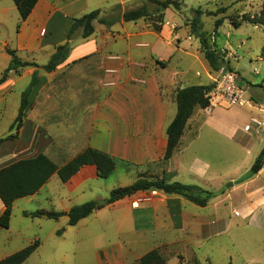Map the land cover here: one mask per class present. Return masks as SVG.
Returning <instances> with one entry per match:
<instances>
[{"label":"crops","instance_id":"0c3cea01","mask_svg":"<svg viewBox=\"0 0 264 264\" xmlns=\"http://www.w3.org/2000/svg\"><path fill=\"white\" fill-rule=\"evenodd\" d=\"M126 5L120 0H39L18 28L20 17L14 1L0 0V77L11 61L7 49L15 51L21 61L37 65L11 71L0 84V115L7 109L8 94L18 91L15 106L18 113L24 87L35 74L41 80L34 106L16 139L33 154L27 158L45 154L63 166L91 147L116 160L111 177L135 173L137 179L140 176L162 178L169 169L163 164V158L167 128L177 113L176 91L192 85H209L219 73L213 77L201 50L192 47L191 41L181 33L173 32L170 25H180V19L173 13L152 17L148 23L146 19L136 22L120 19L106 26L95 20L94 32L88 38L83 37L81 27L70 34L72 19L98 9L100 17H110L117 6L121 11L119 8L115 16L122 17L130 10ZM64 44L69 46L68 57L54 71H47L45 67L56 48ZM179 53L183 58H193L201 66L200 71L208 73L209 76L204 75L205 81L196 75L198 79L193 80L189 70L180 69ZM194 116L187 123L170 166ZM238 131H232V139ZM96 173L95 166H85L69 182L62 183L63 195L58 197L63 201L58 208L61 210L52 211L67 213L75 205L102 199L93 188L97 180H102ZM49 182L37 194L26 198L36 200ZM48 199L53 205L55 198ZM185 200L178 195L145 191L114 204L101 205L89 217H97L105 210L118 212L115 229L118 240L97 251L95 263L140 264V259L155 249L168 259L164 254L166 233L181 229V223L185 225ZM3 210L0 201V215Z\"/></svg>","mask_w":264,"mask_h":264},{"label":"rangeland","instance_id":"374dc122","mask_svg":"<svg viewBox=\"0 0 264 264\" xmlns=\"http://www.w3.org/2000/svg\"><path fill=\"white\" fill-rule=\"evenodd\" d=\"M120 1L127 3L130 10L143 5L151 12L157 9V5L146 0ZM263 3L264 0H184L179 12L169 8L150 17H161L165 13L176 15L180 25L171 24L173 32L181 33L191 41L192 47H198L202 53L201 44L192 37L190 29L194 10H202L204 31L210 44L223 54L224 70L237 73L248 99L243 106L230 107L211 96L209 112L196 110L174 164L170 166L169 161L163 163L169 168L164 174L170 175L171 182L198 185L217 194L206 208L185 200V225L181 223V229L166 233L168 239L164 254L168 257L165 259L167 264H264V169L242 181L264 147V60L261 58L264 27L245 23L235 28L228 19V16L244 13L257 15ZM119 8H114L108 16L117 15ZM220 8H227V11L218 16L210 14ZM150 18L145 22L148 23ZM218 18H224V23L214 39L211 35ZM181 56L180 69L183 72L189 70L193 80L198 79L196 76H202L203 80L204 75L209 76L207 72L200 71L201 66L193 58H183L181 53L177 55ZM195 60L200 62L197 57ZM207 69L213 77L222 71ZM196 70L201 73H195ZM17 92L8 94L7 109L0 115V139L15 133L10 131V126L17 116ZM234 129L249 135L250 148L246 149L232 139ZM31 155L17 140L6 142L0 148V169ZM195 159L198 161L194 162ZM136 180L135 173L97 180L93 188L102 199L93 201L100 203L103 198L108 199L111 191L119 188L120 184L128 186ZM62 195V182L55 175L36 200L23 198L14 203L10 228L0 229V260L38 239L40 247L24 264H96L95 253L117 242L115 229L119 213L116 211L105 210L76 227L68 225L66 215L59 220L24 216V212L40 209L61 210L58 208L63 201L58 197ZM50 196L55 198L53 205L48 199ZM150 236L153 242L152 234ZM157 237L155 234V239ZM172 242L176 244L171 245Z\"/></svg>","mask_w":264,"mask_h":264},{"label":"trees","instance_id":"16d2710c","mask_svg":"<svg viewBox=\"0 0 264 264\" xmlns=\"http://www.w3.org/2000/svg\"><path fill=\"white\" fill-rule=\"evenodd\" d=\"M19 12L20 23L26 21L32 13L39 0H13ZM157 5L155 12H151L145 5L137 9L126 11L122 17H100L101 10H94L84 16L72 19L70 34L78 28H83V37L88 38L94 32L93 22L97 20L106 26H112L120 19L125 22H136L141 19H148L153 14L164 12L166 9L173 8L180 11L184 0H146ZM227 8H220L211 15L218 16L225 13ZM203 12L200 9L194 10L193 18L190 22L191 34L197 38L201 44V49L205 60L212 71L218 72L224 68L225 59L223 54L216 50L215 46L210 44L209 37L204 31L202 22ZM230 24L235 28H240L243 24H251L254 26L264 27V3L261 11L257 15L244 13L242 15L228 16ZM224 18H218L215 21V28L212 37L215 39L219 35V28L223 25ZM11 56L9 66L4 70L0 77V84L5 82L11 71H18L28 66H36L35 63L23 62L17 56L16 52L7 49ZM69 54L68 44L60 45L56 48V52L51 56L49 63L45 67L47 71H54L62 64ZM261 58L264 60V46L261 50ZM41 87V80L33 75L29 85L21 94L20 106L13 123L10 126L11 133L5 138L0 139L1 146L8 142L18 139L19 132L24 125V121L28 112L33 108L35 98ZM215 83L209 85H192L176 91L177 113L173 121L167 128V148L164 154L163 162L170 161L180 143V140L187 127L188 121L195 114L197 109L206 110L211 106L209 93L214 89ZM234 140L246 148L251 147V140L244 135L242 131H238ZM116 160L109 154L93 149L91 147L85 149L72 160L59 166L45 154H39L33 158L19 159L0 169V201L4 206V210L0 215V228L9 229L11 217L13 213L14 203L26 197L37 194L41 188L46 185L49 180L57 175L62 183H67L75 176L81 168L85 166H95L96 176L99 179H108L116 169ZM264 169V147L256 157L252 167L242 181L250 179L258 175ZM170 175L164 174L162 178H150L140 176L134 183L129 186L119 187L111 191L110 196L106 199V205L127 197H131L138 192L160 191L168 195H178L193 203L194 205L204 208L214 199L217 194L215 192L203 189L198 185L184 184L178 181L171 182ZM96 202L89 201L81 205H75L69 209L67 213L58 211L36 210L34 212H24V216L30 218L45 217L48 219L59 220L62 216L68 217V225L76 226L81 220L88 218L96 210L101 209ZM175 218L178 217L174 215ZM59 233V231L57 232ZM39 241L35 240L32 244L22 250L0 260V264H24L30 256L39 248ZM140 264H167L165 258L158 250H152L146 253L141 259Z\"/></svg>","mask_w":264,"mask_h":264},{"label":"built area","instance_id":"2783aa9c","mask_svg":"<svg viewBox=\"0 0 264 264\" xmlns=\"http://www.w3.org/2000/svg\"><path fill=\"white\" fill-rule=\"evenodd\" d=\"M214 83L215 87L209 93L210 97H216L230 107L243 106L248 103L245 88L240 85L237 73L226 71L223 68Z\"/></svg>","mask_w":264,"mask_h":264},{"label":"water","instance_id":"95a60500","mask_svg":"<svg viewBox=\"0 0 264 264\" xmlns=\"http://www.w3.org/2000/svg\"><path fill=\"white\" fill-rule=\"evenodd\" d=\"M98 206H101V205H106V201H102L100 203H97Z\"/></svg>","mask_w":264,"mask_h":264}]
</instances>
